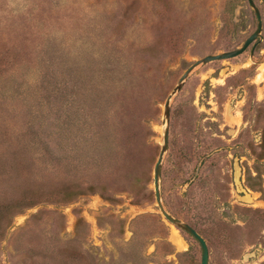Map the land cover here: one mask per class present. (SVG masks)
Wrapping results in <instances>:
<instances>
[{
  "label": "rangeland",
  "instance_id": "374dc122",
  "mask_svg": "<svg viewBox=\"0 0 264 264\" xmlns=\"http://www.w3.org/2000/svg\"><path fill=\"white\" fill-rule=\"evenodd\" d=\"M254 2L253 53L197 68L171 103L163 204L209 264H264ZM257 24L248 0H0V264H201L155 202L163 108Z\"/></svg>",
  "mask_w": 264,
  "mask_h": 264
},
{
  "label": "water",
  "instance_id": "95a60500",
  "mask_svg": "<svg viewBox=\"0 0 264 264\" xmlns=\"http://www.w3.org/2000/svg\"><path fill=\"white\" fill-rule=\"evenodd\" d=\"M248 3L250 7L253 9L256 18H257V29L256 31L240 46L239 48L223 52L216 55H208L202 59H198L193 64L189 66V68L183 73L181 78L179 79L177 85L172 90V92L169 94V96L166 99V102L164 104L163 108V117H162V144H161V150L157 159V162L154 167L153 172V187H154V195H155V202L158 208L159 213L164 218V220L169 223L170 225L176 227L177 229L187 233L190 235L193 239H195L198 244L201 247V264H209V249L207 246V243L205 239L189 224L183 222L182 220L174 217L171 215L165 208L163 204V198H162V192H161V176H162V167L165 155L169 148V125H170V114H171V103L173 98L181 91L186 81L189 79L191 74L199 67L204 66L206 64H209L211 62L215 61H223V60H229L236 58L243 53H245L250 47L251 51L253 53L255 47L257 44L260 43V40L262 38V30H263V21H262V15L255 4L254 0H248Z\"/></svg>",
  "mask_w": 264,
  "mask_h": 264
},
{
  "label": "bare ground",
  "instance_id": "6f19581e",
  "mask_svg": "<svg viewBox=\"0 0 264 264\" xmlns=\"http://www.w3.org/2000/svg\"><path fill=\"white\" fill-rule=\"evenodd\" d=\"M175 232H177V230L175 229ZM178 241V245H182L181 240L179 238H177Z\"/></svg>",
  "mask_w": 264,
  "mask_h": 264
}]
</instances>
